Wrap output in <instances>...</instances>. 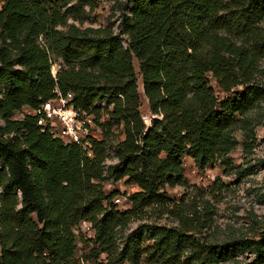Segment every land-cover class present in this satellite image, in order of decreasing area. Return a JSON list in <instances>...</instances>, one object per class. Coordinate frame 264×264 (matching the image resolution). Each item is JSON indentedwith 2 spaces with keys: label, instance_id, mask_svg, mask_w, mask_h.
<instances>
[{
  "label": "trees",
  "instance_id": "obj_1",
  "mask_svg": "<svg viewBox=\"0 0 264 264\" xmlns=\"http://www.w3.org/2000/svg\"><path fill=\"white\" fill-rule=\"evenodd\" d=\"M74 1L95 8L101 0H0V264H239L247 252L254 257L247 264H264V227L258 238L214 245L202 212L169 194L185 185V158L201 170L221 158L231 166L238 117L264 101V0H131L120 34L69 24L63 7ZM56 57L63 65L54 76ZM56 89L102 126L92 158L43 132L35 116L14 119L39 109ZM113 122L124 139L105 176ZM109 180L138 187L130 209L114 204L121 192L106 193ZM157 207L178 226L141 225L122 238ZM84 222L95 236L85 240L92 248L81 260L77 229Z\"/></svg>",
  "mask_w": 264,
  "mask_h": 264
},
{
  "label": "rangeland",
  "instance_id": "obj_2",
  "mask_svg": "<svg viewBox=\"0 0 264 264\" xmlns=\"http://www.w3.org/2000/svg\"><path fill=\"white\" fill-rule=\"evenodd\" d=\"M1 7L2 4L0 9ZM131 9V0H101L95 8L74 1L69 6L63 7L69 24H75L83 31L90 28L112 27L116 34L121 33L119 29L121 20ZM60 29L66 30L61 27ZM237 41L240 45L241 40ZM134 62L136 72L139 74V62L136 60ZM62 63L61 58L54 59V73L59 71ZM261 68L264 69V56ZM209 78L216 97L224 98L225 92L218 81L212 75H209ZM260 80L264 85V75L260 76ZM138 83L142 104L141 113L145 124L150 126L152 114L140 76ZM238 89L241 90L242 87ZM97 105L103 110L107 107L105 103ZM29 109L25 108L22 112L16 113L14 119H22ZM238 119L239 123L234 131L238 147L229 155L231 166L223 163L221 158L216 164L201 170L190 158H185L183 160L185 185H177L176 188L169 189V194L176 205L183 203V207L191 213L195 210L202 212L204 219L207 220L206 224L209 225V229L205 230V235L214 245L223 244L233 238H258L264 227V101L245 116H239ZM103 120L109 121V116L104 115ZM112 125L113 136L107 143L109 156L105 162V176L108 175L110 166L117 162L114 157L116 144L124 139L123 126L116 122ZM102 136H99V140ZM103 188L107 194L115 191L121 192L115 198L114 204L122 211L130 209L128 196L139 190L138 187L126 186L124 181L113 180L103 183ZM170 207L173 208V206ZM163 213L164 209L158 207L146 210L141 218L128 226L126 232L121 233L122 238L136 231L141 225L159 224L176 228L178 221L170 214ZM77 234L79 236L77 256L82 260L92 248V245L85 240H93L95 232L89 223L84 222L77 229ZM253 259V255L247 252L238 258V263L247 264Z\"/></svg>",
  "mask_w": 264,
  "mask_h": 264
},
{
  "label": "built area",
  "instance_id": "obj_3",
  "mask_svg": "<svg viewBox=\"0 0 264 264\" xmlns=\"http://www.w3.org/2000/svg\"><path fill=\"white\" fill-rule=\"evenodd\" d=\"M57 73L53 72L54 76ZM54 93L55 96L41 104L39 109L30 108L27 115L37 117V124L43 132H48L50 136L61 140L65 146L75 144L81 147L87 156L92 158L93 139L99 140V136L103 134L102 126L97 123L93 113L90 114L73 105L72 94L63 97L58 89Z\"/></svg>",
  "mask_w": 264,
  "mask_h": 264
}]
</instances>
